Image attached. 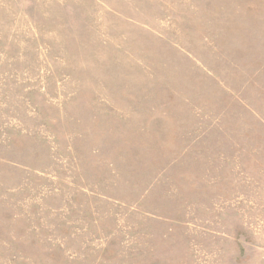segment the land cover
<instances>
[{
  "label": "rangeland",
  "instance_id": "374dc122",
  "mask_svg": "<svg viewBox=\"0 0 264 264\" xmlns=\"http://www.w3.org/2000/svg\"><path fill=\"white\" fill-rule=\"evenodd\" d=\"M0 264H264V0H0Z\"/></svg>",
  "mask_w": 264,
  "mask_h": 264
}]
</instances>
